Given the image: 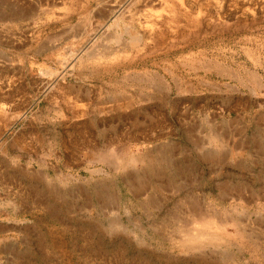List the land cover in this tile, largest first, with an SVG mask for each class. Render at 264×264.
<instances>
[{
  "label": "rangeland",
  "instance_id": "rangeland-1",
  "mask_svg": "<svg viewBox=\"0 0 264 264\" xmlns=\"http://www.w3.org/2000/svg\"><path fill=\"white\" fill-rule=\"evenodd\" d=\"M262 142L264 0H0V221L57 264H264Z\"/></svg>",
  "mask_w": 264,
  "mask_h": 264
},
{
  "label": "crops",
  "instance_id": "crops-1",
  "mask_svg": "<svg viewBox=\"0 0 264 264\" xmlns=\"http://www.w3.org/2000/svg\"><path fill=\"white\" fill-rule=\"evenodd\" d=\"M49 240V233L19 225L16 218L0 221V264H57L59 259Z\"/></svg>",
  "mask_w": 264,
  "mask_h": 264
},
{
  "label": "bare ground",
  "instance_id": "bare-ground-1",
  "mask_svg": "<svg viewBox=\"0 0 264 264\" xmlns=\"http://www.w3.org/2000/svg\"><path fill=\"white\" fill-rule=\"evenodd\" d=\"M215 65V64H214ZM206 67H207V65H206ZM215 67V69H216V72H221V71H223L222 69H221V67H219V66H214ZM152 76H154V75H152ZM158 76V75H157ZM149 78V77H148ZM151 78V77H150ZM249 78V77H248ZM252 78V77H251ZM254 78V77H253ZM152 79V78H151ZM160 80V79H159ZM157 80V82L158 83H160V81L162 80ZM252 80V79H251ZM255 80V79H254ZM253 81V80H252ZM155 82V81H154ZM157 83V84H158ZM163 83H161L160 85H162ZM164 85V84H163ZM161 87H163V86H161ZM160 87V88H161ZM160 88H158L159 90H160ZM164 88V87H163ZM161 92H163L162 91V88H161V90H160ZM262 120H263V118H262ZM261 120V121H262ZM192 130H193V128H190L189 130H188V132H192ZM208 136V135H207ZM206 136V137H207ZM225 138H224V136H222V135H218V134H216V133H213V135H210V140L212 141V140H215V141H218V142H223V141H225L224 140ZM188 140L192 143V145L195 147V148H198V150H197V155H198V157L200 158V159H202V160H204V161H206V162H210L211 164H221V165H223V163L225 162V158L227 157V155H228V153H223L222 154V152H220L219 151V153H216V152H214V151H210V150H208V149H204L203 148V146H204V142L206 141V140H204V139H202L201 138V136L200 137H197L195 134H193V132L192 133H189V136H188ZM252 142H254V141H252ZM258 142V141H257ZM257 142H255L256 144H257ZM216 143V142H215ZM214 143V144H215ZM264 142H262V144H263ZM217 145H218V143H217ZM256 147V146H255ZM260 147V146H259ZM264 147V146H263ZM258 149V151H261L262 152V150L260 149V148H257ZM260 149V150H259ZM264 151V150H263ZM158 155V154H157ZM156 155V156H157ZM160 155V158H161V154H159ZM152 158V157H151ZM164 158V157H163ZM129 159H131V158H129ZM162 159V158H161ZM159 160V159H158ZM164 161H166V159H164ZM156 162V161H155ZM170 162V161H169ZM239 162V161H238ZM153 163V162H152ZM148 164V163H147ZM152 165V164H151ZM151 165H149L150 167H151ZM156 165V164H155ZM153 166V168L155 169L156 168V166ZM237 165H239V164H237ZM242 166V165H241ZM146 167V166H145ZM186 167V166H185ZM234 167V166H233ZM149 168V167H148ZM237 168V167H236ZM242 168V167H241ZM177 169V168H176ZM239 169V168H238ZM242 170V169H241ZM175 171H177V170H175ZM173 172V171H172ZM229 172V171H228ZM155 173H160V171L159 170H157V169H155ZM177 173H178V171H177ZM160 174H163L162 172L160 173ZM179 174V173H178ZM181 174V173H180ZM190 174V173H189ZM184 175H185V173H184ZM187 175V174H186ZM185 175V176H186ZM161 176V175H160ZM180 176V175H179ZM187 176H189V175H187ZM144 179V178H143ZM141 180V179H140ZM139 181V180H138ZM142 181V180H141ZM140 181V182H141ZM147 183V182H146ZM220 183V182H219ZM167 185V184H166ZM218 185V184H217ZM134 186H136V185H134ZM133 186V187H134ZM232 186V187H231ZM230 186V184L228 183V182H226V180L224 181L223 180V182H221L219 185H218V188H219V190H221L222 192H224V193H229V191H230V189L232 190H235L236 191V194L235 195H238V196H241V192H242V184H240V183H234L233 185H231ZM132 187V188H133ZM135 188V190L136 191H142V189H143V184L142 185H140V186H136V187H134ZM133 188V189H134ZM145 188V187H144ZM143 190H145V189H143ZM229 190V191H228ZM240 198V197H239ZM184 201H186L187 200V202L189 203V209H188V211H190L191 213V215H193V216H195V219H196V222L199 220L200 221V224L204 227L206 224H207V217L203 214V209H202V207H200L199 205H201V203H199L198 204V201H197V199H195L194 197H192V196H190L188 193L185 195V197H184ZM197 201V202H196ZM201 206H203V205H201ZM177 209V208H176ZM178 210V209H177ZM173 215H174V217H180V216H176V213H173ZM187 216V215H186ZM188 218V217H187ZM184 219V218H183ZM194 219V218H193ZM208 220H209V218H208ZM184 222V221H183ZM193 222V221H192ZM190 223V222H189ZM182 224H184V223H182ZM185 224H188V222L187 221H185ZM184 224V225H185ZM231 224V223H230ZM188 227V226H187ZM202 231H204V228H201L200 229V231H198V233L199 232H202ZM186 232H187V237L186 238H184L183 239V237H181L182 239H183V243L184 244H188V245H194L195 243H199L200 242V240L198 239V236L196 235H194V234H192V232H191V230H186ZM185 232V233H186ZM196 233V232H195ZM203 233V232H202ZM211 236V235H210ZM180 238V239H181ZM181 239V240H182ZM211 243V242H210ZM200 244V243H199ZM199 246V245H198ZM197 246V247H198ZM195 248V246H192V248ZM189 248V247H188Z\"/></svg>",
  "mask_w": 264,
  "mask_h": 264
}]
</instances>
